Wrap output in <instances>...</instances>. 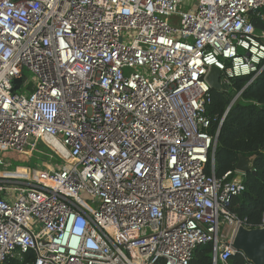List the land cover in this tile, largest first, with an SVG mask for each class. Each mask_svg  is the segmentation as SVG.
Returning <instances> with one entry per match:
<instances>
[{"label":"built area","instance_id":"1","mask_svg":"<svg viewBox=\"0 0 264 264\" xmlns=\"http://www.w3.org/2000/svg\"><path fill=\"white\" fill-rule=\"evenodd\" d=\"M261 11L264 0H0V264L29 251L33 264H191L207 245L211 264H230L238 228L264 229V214L239 220L229 208L245 175H214L206 78L261 74ZM38 144L62 165L7 169Z\"/></svg>","mask_w":264,"mask_h":264},{"label":"trees","instance_id":"2","mask_svg":"<svg viewBox=\"0 0 264 264\" xmlns=\"http://www.w3.org/2000/svg\"><path fill=\"white\" fill-rule=\"evenodd\" d=\"M264 16V11L260 12ZM257 31H264V22L253 17ZM248 77L231 80L229 92L210 90V103L205 114L210 121L209 134L217 132L214 153L217 178L230 172L235 174L239 157L251 159L252 170L245 174V190L235 197L230 211L252 228L259 225L264 214V69L250 84ZM240 93V94H239ZM239 94L233 103L235 96ZM210 174L209 170H205ZM210 246L196 249L191 264H211ZM35 255L27 252L21 259L8 258L3 264H33ZM230 264H249L239 253L230 257Z\"/></svg>","mask_w":264,"mask_h":264},{"label":"water","instance_id":"3","mask_svg":"<svg viewBox=\"0 0 264 264\" xmlns=\"http://www.w3.org/2000/svg\"><path fill=\"white\" fill-rule=\"evenodd\" d=\"M206 80L213 91L227 93L230 90L229 85L220 84V72L215 68L210 69ZM15 83L19 84L20 81L18 80ZM239 94L235 96L231 104L237 100ZM216 144L217 139L215 140V147ZM235 170L244 175L253 172L251 159L239 157ZM232 248L243 256L249 264H264V229H245L239 227L233 238Z\"/></svg>","mask_w":264,"mask_h":264},{"label":"rangeland","instance_id":"4","mask_svg":"<svg viewBox=\"0 0 264 264\" xmlns=\"http://www.w3.org/2000/svg\"><path fill=\"white\" fill-rule=\"evenodd\" d=\"M16 159L24 162H12V166L10 168H7L8 170L14 169V166H25L31 170H45L50 165H62L61 160L57 156H55L53 152L44 144H38L36 151H34L29 157L20 155L16 156ZM20 168L21 167H18L17 170H19ZM14 189H17V187H14Z\"/></svg>","mask_w":264,"mask_h":264},{"label":"bare ground","instance_id":"5","mask_svg":"<svg viewBox=\"0 0 264 264\" xmlns=\"http://www.w3.org/2000/svg\"><path fill=\"white\" fill-rule=\"evenodd\" d=\"M17 173L21 176H24V177L29 176V171L25 172V171L19 169Z\"/></svg>","mask_w":264,"mask_h":264},{"label":"crops","instance_id":"6","mask_svg":"<svg viewBox=\"0 0 264 264\" xmlns=\"http://www.w3.org/2000/svg\"><path fill=\"white\" fill-rule=\"evenodd\" d=\"M189 1H191V2L193 1V2H194L195 0H189ZM20 170H23V171H25V172L28 171V170H27L26 168H24V167H21ZM16 172H18V170H17Z\"/></svg>","mask_w":264,"mask_h":264}]
</instances>
